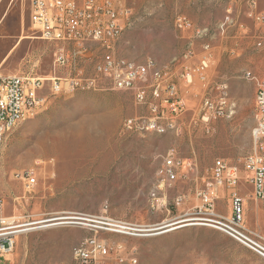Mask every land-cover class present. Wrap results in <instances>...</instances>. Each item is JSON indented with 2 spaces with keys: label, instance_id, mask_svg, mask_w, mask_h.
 <instances>
[{
  "label": "rangeland",
  "instance_id": "1",
  "mask_svg": "<svg viewBox=\"0 0 264 264\" xmlns=\"http://www.w3.org/2000/svg\"><path fill=\"white\" fill-rule=\"evenodd\" d=\"M28 1L0 0V72L47 76L54 70L57 45L33 35ZM129 6L131 16L116 53L136 61L152 57L162 63L182 51L186 36L174 25L179 14L214 25L216 54L209 80L214 94L226 86L234 110L185 130L183 122L193 117L200 97L197 88L185 91L175 78L189 107L178 120L180 132L137 134L122 129L123 119L144 111L131 91L103 82L97 90L49 95L7 133L0 150V214L14 215L24 224L11 258L0 257V264H78L74 250L93 234L111 247L104 264H128L130 254L135 264H264L263 258L205 224L126 235L105 231L98 223L110 217L157 228L210 216L198 192L211 182L216 158L241 167L252 150L255 84L250 76L264 79V23L247 16V0H129ZM257 9H264V0H257ZM226 16L232 23L222 33L216 27ZM92 63L83 64L90 70ZM55 73L64 75L69 68H56ZM170 148L194 166L180 168L177 179L158 191L165 205L154 209L149 192L161 183L158 171ZM26 173L36 180L30 191L23 188ZM241 176L244 225L264 233V217L258 220L255 213L256 207L264 210V202L251 197L242 169ZM216 195V213L229 215L227 191L218 188ZM78 215L88 220L54 219ZM54 222L61 223L46 226ZM116 243H122L120 251L114 250Z\"/></svg>",
  "mask_w": 264,
  "mask_h": 264
},
{
  "label": "built area",
  "instance_id": "2",
  "mask_svg": "<svg viewBox=\"0 0 264 264\" xmlns=\"http://www.w3.org/2000/svg\"><path fill=\"white\" fill-rule=\"evenodd\" d=\"M28 2L27 17L33 35L57 45L52 61L54 70L47 76L0 72V150L7 133L16 126L17 121H23V118L31 116L49 95H65L68 91L83 89L97 90L102 88L103 82L112 89L131 91L134 102L144 109L137 115L123 119L124 131L137 134L180 132L181 125L178 120L187 113L189 107L179 93L174 79L191 84L193 73L203 79V71L211 55L209 44H202L203 55L200 57L199 67L192 68L184 63L195 56L192 43H189L180 56L183 62L173 58L160 63L152 57L136 61L116 53V44L132 12L129 0ZM247 2L249 4L247 16L264 23V9H257V0ZM230 23L232 19L226 16L216 28L223 33ZM174 25L177 30L191 29L194 40L202 39L209 33L208 28L196 27L184 14L176 16ZM257 44L260 45V42ZM92 59L91 69L88 70L83 63ZM66 67L69 68V73L64 75L55 73L56 68ZM250 79L255 84L252 150L243 157L241 167L229 164L223 158H216L210 168L212 180L205 188L199 190L198 195L205 212L210 215L203 217L206 219L204 221L210 222L211 226L255 254L264 255V233L257 228L244 225L243 199L239 190L242 169L251 187V197L264 202V79L253 75ZM195 112L191 121L197 124H208L215 117L228 115L226 86H219L215 94L213 91L205 93ZM193 166L190 160L185 162L179 157L173 148L168 149L158 171L161 178L160 187L157 186L149 192L150 206L154 209L163 207L165 200L160 198L158 191L177 179L180 168ZM21 179L25 191H30L36 183L30 173L22 175ZM221 187L225 188L230 200V214L227 216L217 214L215 211L216 193ZM179 202L180 199H176V203ZM82 216L61 218L88 220ZM98 223L105 231L126 235H138L153 230L110 217H101ZM23 225L14 215L0 214V257L11 258L17 238L23 231ZM122 248V243L114 245L115 251ZM110 249L111 247L93 234L79 241L73 258L78 264H104L103 259ZM122 261L120 258V262ZM135 263L136 258L130 254L128 264Z\"/></svg>",
  "mask_w": 264,
  "mask_h": 264
},
{
  "label": "crops",
  "instance_id": "3",
  "mask_svg": "<svg viewBox=\"0 0 264 264\" xmlns=\"http://www.w3.org/2000/svg\"><path fill=\"white\" fill-rule=\"evenodd\" d=\"M186 16L189 17L188 15H186ZM193 23L195 24L196 27L208 28L209 33L202 39L194 40L193 39V31L191 29L178 30L181 33V35H185L186 36L185 37L186 40L184 41V47H183V49H182V51L180 53L173 55L171 58H169L168 60H166L164 62H168V61L172 60L173 58H178L179 62H181V61L183 62V60H181L180 56L184 52V50L188 47L189 43H192V46H193L194 51H195V56L191 57L189 60L185 61L184 63L186 65L192 67V68L193 67H199L200 57L203 55L202 44L203 43L209 44L211 55H210V59H208V61H207V66H206V68L203 71V76H204L203 79L199 78L196 73L192 74V77H191L192 78V83L191 84L185 83V82H183V80H179L178 79L179 83H181L183 85L185 91H187L188 89H196L197 88V90H198L197 94H199V97H200V100H201V97L205 93L212 92L213 91V87H214V85L211 84L210 80H209V71L211 69L212 64L214 63L215 54H216L215 53V49H214V25H213V27H211L210 25L203 24V23H196L194 21H193ZM227 28H228V26H227ZM164 62H162V63H164ZM178 68H179V66H178ZM180 94L185 98V100L187 102L186 96L184 94H182V92H180ZM254 94L255 93L252 94V97H254ZM232 105H230L228 103L229 115H231V112H233V110H234ZM191 123H193L191 121V118L189 120L186 119L183 122L184 129L186 130L188 128V125H190ZM261 204L264 205V203H261ZM255 211H256L255 213H256V216H257L258 220L260 218L264 217V210H262L259 207H256ZM259 230L261 231V229H259Z\"/></svg>",
  "mask_w": 264,
  "mask_h": 264
},
{
  "label": "bare ground",
  "instance_id": "4",
  "mask_svg": "<svg viewBox=\"0 0 264 264\" xmlns=\"http://www.w3.org/2000/svg\"><path fill=\"white\" fill-rule=\"evenodd\" d=\"M21 39V38H20ZM83 90H86V89H83ZM68 92H73V91H68ZM67 93V92H66ZM25 118H23L24 120ZM20 121H17V124L19 123ZM16 124V125H17ZM122 124H123V121H122ZM54 219H62V218H54ZM53 219V220H54ZM206 220L205 218L203 217H198V216H194V217H191V218H185V219H181V220H176L175 222H172V223H168L167 225L164 223V225L160 226V227H157V228H153L154 229H162V231H159L157 233H161V232H166V231H170L172 229H175V228H179V227H182V224L185 223V225H190V224H205V225H209L211 226V223L208 222V221H204ZM189 221V222H187ZM192 221V222H190ZM58 223H61V222H54V223H51V224H46L47 225H54V224H58ZM184 225V226H185ZM260 256L261 258L264 259V255H258Z\"/></svg>",
  "mask_w": 264,
  "mask_h": 264
},
{
  "label": "water",
  "instance_id": "5",
  "mask_svg": "<svg viewBox=\"0 0 264 264\" xmlns=\"http://www.w3.org/2000/svg\"><path fill=\"white\" fill-rule=\"evenodd\" d=\"M185 223L182 224V227H184ZM185 226H188V225H185Z\"/></svg>",
  "mask_w": 264,
  "mask_h": 264
},
{
  "label": "trees",
  "instance_id": "6",
  "mask_svg": "<svg viewBox=\"0 0 264 264\" xmlns=\"http://www.w3.org/2000/svg\"><path fill=\"white\" fill-rule=\"evenodd\" d=\"M27 16H28V12H27Z\"/></svg>",
  "mask_w": 264,
  "mask_h": 264
}]
</instances>
